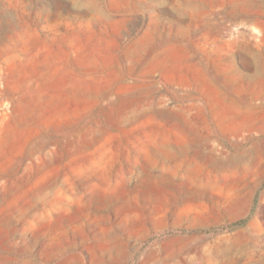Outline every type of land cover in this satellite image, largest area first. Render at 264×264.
<instances>
[{"label":"rangeland","instance_id":"1","mask_svg":"<svg viewBox=\"0 0 264 264\" xmlns=\"http://www.w3.org/2000/svg\"><path fill=\"white\" fill-rule=\"evenodd\" d=\"M0 264H264V0H0Z\"/></svg>","mask_w":264,"mask_h":264},{"label":"trees","instance_id":"2","mask_svg":"<svg viewBox=\"0 0 264 264\" xmlns=\"http://www.w3.org/2000/svg\"><path fill=\"white\" fill-rule=\"evenodd\" d=\"M246 221H240V222H237L233 225V228H242L246 225Z\"/></svg>","mask_w":264,"mask_h":264}]
</instances>
